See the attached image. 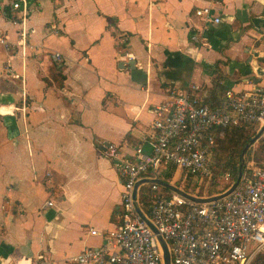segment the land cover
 Instances as JSON below:
<instances>
[{
	"label": "crops",
	"instance_id": "0c3cea01",
	"mask_svg": "<svg viewBox=\"0 0 264 264\" xmlns=\"http://www.w3.org/2000/svg\"><path fill=\"white\" fill-rule=\"evenodd\" d=\"M218 2L212 24L200 0H0V264H81L104 243L123 214L116 163L151 150L170 88L264 87V0Z\"/></svg>",
	"mask_w": 264,
	"mask_h": 264
},
{
	"label": "built area",
	"instance_id": "2783aa9c",
	"mask_svg": "<svg viewBox=\"0 0 264 264\" xmlns=\"http://www.w3.org/2000/svg\"><path fill=\"white\" fill-rule=\"evenodd\" d=\"M200 1L204 4L195 9V14L208 23H219L218 0ZM13 6L19 8L20 2ZM22 24L25 40L24 20ZM193 40L200 38L194 36ZM0 45L7 50L13 46L1 30ZM54 57L60 60L61 54L56 52ZM153 112L151 150L146 152L138 146L135 157L116 163L123 181L121 222L101 246L86 247L68 260L81 264H164L158 239L161 235L171 264H254L258 256L264 255V165L257 166L251 160L249 171L243 172L232 193L203 204L153 183L150 215L144 213L158 233L138 214L134 189L144 176L170 166L179 169L184 178L210 179L216 175L215 149L224 131L235 126L264 125V87L229 88L216 107L204 101L199 86L170 88ZM111 155L117 158L113 148ZM223 177L229 180L231 173L225 172ZM46 205H53V201ZM90 233L100 232L91 228Z\"/></svg>",
	"mask_w": 264,
	"mask_h": 264
},
{
	"label": "trees",
	"instance_id": "16d2710c",
	"mask_svg": "<svg viewBox=\"0 0 264 264\" xmlns=\"http://www.w3.org/2000/svg\"><path fill=\"white\" fill-rule=\"evenodd\" d=\"M228 89V86L223 82V80L217 76V78L214 80V85L213 88L211 89L210 95L208 97H206L204 99V101L206 103H208L209 105L216 107L218 106L222 99L223 96L226 92V90ZM259 125L257 124H252V125H242V126H235L232 128H228L224 131V136L218 139L217 142V147L215 149V152L217 153L219 148H224L225 150H229L231 151V153L233 154L236 153L238 155V159L236 161H231L230 159H228L226 162H224L222 165H220L218 158H216V175H214L212 178L210 179H201V178H194V177H180L177 179H173V175H174V169L175 167L172 168V170L170 171V173L165 177L159 175L158 173L155 174H149L150 176H154V177H158V178H163L165 181L173 183L174 185L178 186L177 181L180 179L185 180L188 184L192 182V180H195L196 183H191L192 186H188L185 185L182 189L185 190L186 192H188L189 194L195 195V196H199V197H208V196H214L217 194L222 193L225 189H219L218 191H214L212 189V187H209L206 191V195L208 196H204L205 194L200 193V191L196 190L197 187L196 186H201L203 185L205 182H208V184H215V180L218 178L219 174V170L221 172H224L226 170H228V168L230 167V171L232 174V180H236L237 175H238V171H239V167H240V163H241V158L240 156L242 155V152L244 150V148L246 147V145L248 144V142L255 137V135L257 134V131L259 129ZM251 150H249L250 153ZM249 160H245L244 162V166H243V172L249 171L247 169V165L250 161V157L248 158ZM254 160V159H253ZM255 165L257 166H263L264 162L261 164H256V161L254 160ZM203 183V184H202ZM153 184V183H152ZM152 184L149 183H144L141 185L139 193H138V199H139V203L141 208L143 209V211L150 215V209H149V204H150V193L148 194L149 190L151 189ZM231 184L226 185V188L229 187ZM159 187L164 190L169 192L170 190L162 187L159 185ZM180 187V186H178ZM181 188V187H180ZM199 189V187H198ZM258 257H262L263 261L262 264H264V255H260Z\"/></svg>",
	"mask_w": 264,
	"mask_h": 264
},
{
	"label": "water",
	"instance_id": "95a60500",
	"mask_svg": "<svg viewBox=\"0 0 264 264\" xmlns=\"http://www.w3.org/2000/svg\"><path fill=\"white\" fill-rule=\"evenodd\" d=\"M130 64L132 67H134V60H132L130 62ZM263 133H264V125L260 127V129L257 132V134L255 135V137L252 138L248 142V144L246 145V147L244 148V150L242 152L243 156L246 154V151L250 147V145H252L258 139H260L262 137ZM243 166H244V161H242L240 163L237 178H236L235 182L231 185L230 188H228L227 190H225L224 192H222L220 194H217L214 196H208V197H199V196L189 194L188 192H186L182 188L174 185L173 183L167 182V181L162 180V179L157 178V177H155V178H151V177L142 178V179L138 180V182L135 185V189H134V201H135L136 210H137L138 214L142 217V219H144L147 222V224L153 229V231L158 233L156 226L151 222L149 217L144 213V211L142 210V208L139 205L138 189H139L140 185H142L144 183H149V184L155 183V184H158L162 187L169 189L170 191H174V192L180 194L181 196H183V197H185V198H187V199H189L195 203H199V204L209 203V202H213V201L222 199V198L228 196L230 193H232V191L238 186V184L241 180V177L243 174ZM158 239H159V242H160L162 249H163L164 264H171V255H170V252H169V249H168L166 242L164 241V239L161 235H158Z\"/></svg>",
	"mask_w": 264,
	"mask_h": 264
},
{
	"label": "rangeland",
	"instance_id": "374dc122",
	"mask_svg": "<svg viewBox=\"0 0 264 264\" xmlns=\"http://www.w3.org/2000/svg\"><path fill=\"white\" fill-rule=\"evenodd\" d=\"M259 129H258V131H259ZM249 150H251L250 153H249ZM249 157H250V161L254 159L256 161V164H261V163L264 162V140H262L260 138L256 142H254L252 145H250V147L246 151V154L244 156L243 155L240 156L241 162L242 161L245 162V160H249L248 159ZM216 158H218V161H219L220 165H222L228 159H230L231 161H236L238 159V155L236 153H234V152L232 154L231 151L225 150L224 148H219L218 151H217V153H216ZM230 170H231L230 167L228 168V170H226L224 172H221L219 170V172H218L219 176L215 180V184L214 183L208 184V182H205L204 184L202 183L203 185H201V186L200 185L199 186H196L197 187L196 190L197 191L199 190L200 193H202V194L204 193L205 194L204 196H208V195H206V192H207L206 190L209 187H212V186H213L212 189L214 191H218L219 189H225V190H227L235 182V180L234 181L232 180V174H231V178L229 180H226L223 177V174L225 172H230L231 173ZM177 183H178L177 184L178 186H180L181 188H183L185 185L192 186L191 183H196V181L195 180H192V182L188 184L185 180L180 179V180L177 181ZM228 184H231V185L226 188V185H228ZM198 187H199V189H198Z\"/></svg>",
	"mask_w": 264,
	"mask_h": 264
}]
</instances>
